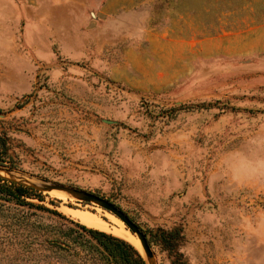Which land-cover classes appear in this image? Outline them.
Instances as JSON below:
<instances>
[{
    "label": "rangeland",
    "instance_id": "374dc122",
    "mask_svg": "<svg viewBox=\"0 0 264 264\" xmlns=\"http://www.w3.org/2000/svg\"><path fill=\"white\" fill-rule=\"evenodd\" d=\"M0 168L108 200L157 264H264V0H0ZM38 216L0 203V264H96Z\"/></svg>",
    "mask_w": 264,
    "mask_h": 264
},
{
    "label": "trees",
    "instance_id": "16d2710c",
    "mask_svg": "<svg viewBox=\"0 0 264 264\" xmlns=\"http://www.w3.org/2000/svg\"><path fill=\"white\" fill-rule=\"evenodd\" d=\"M32 200L42 202V193L0 178V203L49 215L38 216L41 242L61 259L66 257L74 261L85 256L96 264H147L140 251L129 242L88 228L56 210L35 204ZM21 217L23 221L29 218L27 215Z\"/></svg>",
    "mask_w": 264,
    "mask_h": 264
},
{
    "label": "water",
    "instance_id": "95a60500",
    "mask_svg": "<svg viewBox=\"0 0 264 264\" xmlns=\"http://www.w3.org/2000/svg\"><path fill=\"white\" fill-rule=\"evenodd\" d=\"M7 175L8 173L4 171L3 169L0 168V178L4 179L8 182L11 183H16L19 185H23L25 187L31 188L39 193H48V192H53V191H58L71 198H74L78 201L85 202V203H92L95 204L113 215H115L120 221H122L125 226L128 228V230L134 235L141 243V247L144 250L145 257L144 259L146 260L147 264H157V260L155 257V254L149 244V241L147 239V236L145 233L139 228L137 224H135L130 217L120 210L118 207H116L114 204L109 202L108 200H105L95 194L89 193L84 190H79L71 187H67L64 185H59V184H34L30 181H18L15 179H12L11 177H6L4 176Z\"/></svg>",
    "mask_w": 264,
    "mask_h": 264
},
{
    "label": "bare ground",
    "instance_id": "6f19581e",
    "mask_svg": "<svg viewBox=\"0 0 264 264\" xmlns=\"http://www.w3.org/2000/svg\"><path fill=\"white\" fill-rule=\"evenodd\" d=\"M53 194H58L61 192L53 191L51 192ZM71 211V210H70ZM73 212L74 218L78 220L82 225L99 230V231H107L108 230V224L102 220L99 216H95L91 213H85L81 211H71ZM72 215V213H70ZM108 220L114 224L115 227H113V234L120 239L129 242L130 244H133L138 249L142 250L140 241L131 234V232L126 228L123 222L118 220L117 218L113 216H107Z\"/></svg>",
    "mask_w": 264,
    "mask_h": 264
}]
</instances>
